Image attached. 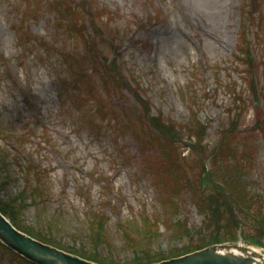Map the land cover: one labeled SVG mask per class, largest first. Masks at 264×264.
I'll list each match as a JSON object with an SVG mask.
<instances>
[{
  "label": "rangeland",
  "instance_id": "obj_1",
  "mask_svg": "<svg viewBox=\"0 0 264 264\" xmlns=\"http://www.w3.org/2000/svg\"><path fill=\"white\" fill-rule=\"evenodd\" d=\"M66 1L77 14L71 20L77 16L88 31L92 58L45 1L0 0V149L12 167L0 203L6 210L9 200L16 204L17 225L47 233L65 249L97 253L87 242L86 220L108 223L111 247L102 245L99 253L120 262L133 251L124 246L118 224L140 219L143 211L160 222L179 214L192 243L199 235L225 234L223 225L253 233L249 220L239 223L240 206L224 184L245 185L259 197L264 216V0H256L257 8L254 0ZM70 56L80 57L88 72L114 59L129 86L108 87V94L97 74L90 79L84 70L69 72L64 62ZM137 98L148 120L138 114ZM194 116L205 127L199 134L203 149L183 151L180 142L185 180L168 210L160 195L166 191L158 180L166 171L152 117L171 120L182 137ZM6 135L20 137V155ZM30 166L41 171L43 198L33 201L30 193L23 203L17 197ZM195 192L203 193L202 208L192 201ZM168 227L160 226L153 249L187 245L171 242ZM12 259L3 253L0 264H25Z\"/></svg>",
  "mask_w": 264,
  "mask_h": 264
},
{
  "label": "trees",
  "instance_id": "obj_2",
  "mask_svg": "<svg viewBox=\"0 0 264 264\" xmlns=\"http://www.w3.org/2000/svg\"><path fill=\"white\" fill-rule=\"evenodd\" d=\"M46 2V7L51 8L53 11H58L59 13V18L58 20L63 23L64 27V32H69L72 36V38L75 40L76 43L80 44L82 51L84 50L87 53H93V48L90 45L89 42V37L86 32H88L81 24L78 23L77 21V16L76 18L72 19L71 14L77 15L76 12L74 13V10H71V6L67 3L66 0H43ZM257 1H253L252 4H247V5H256L257 7ZM107 23V22H106ZM104 28H107V26H104ZM91 31L94 32L95 38H98V31L97 29L93 28ZM114 33L113 30L108 31V37L112 36ZM119 35V34H118ZM36 44H42L40 41L36 40ZM43 45V44H42ZM90 53V58H92V54ZM61 57H63L61 55ZM75 56H70L67 59L65 58V65L69 67V72H76L84 70L85 72L90 75V79L94 74H97L100 76V81H101V87L104 89L108 94L110 92L107 90L108 87L114 89V88H121L123 83L127 82L126 80L123 81L121 78V75L119 73V70L116 63L114 62V59H112L109 62H104L102 63V67L98 68L96 71H94V68L91 69L89 72L87 69L82 65L79 64V59L74 60ZM77 57V56H76ZM78 58V57H77ZM248 65L252 64V61L248 60L247 61ZM250 74V71H249ZM81 78L84 77L86 79V76L82 73L77 74ZM80 83V82H79ZM86 83V82H85ZM90 94V91H89ZM137 104L140 107V111H138V114L143 117V119H149L148 117V112H145V110L141 111V109L144 108V106L141 104L140 100L137 98ZM153 119V126L157 128L159 138H160V145L161 146V152L162 156L164 159L163 163V169L166 171V174L161 177V180H158L159 184L161 187L164 189L163 194L161 193L160 195H164V200L165 204H168V210H171L174 208L175 204H173L174 201V195L177 194L179 191L180 186L184 185V171L182 170V160H181V152L180 150V142L183 145H188L190 148H192L191 152H197L195 149L196 147L202 148L200 145V133H203L204 131V126L201 125L200 121H198L197 117L194 116L190 121L185 124V128L189 130V132L186 134V136H179V127L175 125L174 122L171 120L168 122L166 119L163 118H155L152 117ZM85 120L90 122V116H86ZM232 132L230 129L227 132L230 133ZM225 133V132H224ZM190 134V137H187ZM193 136L197 137L194 139V144L191 143ZM222 138L225 137L224 135H221ZM11 140L14 138L9 137ZM189 143H187V142ZM181 146V147H182ZM203 149V148H202ZM217 152L213 155L216 156ZM221 154V152H220ZM223 156L227 157L229 156V150L228 148L226 151L222 154ZM148 162V161H147ZM230 163V162H229ZM238 163V162H237ZM235 163L233 166L238 167V164ZM11 163L9 161V156L7 155V151L1 150L0 149V187H3L7 183L8 175L11 173ZM228 167V166H227ZM150 168L154 170L155 164H150ZM210 172V171H209ZM25 177H26V183L27 185L25 188H23L17 197V199L23 200V203L28 200L32 199L33 201H37L41 195V189L39 188V185L37 184L38 179L40 178L38 174L36 173L35 169L33 166H30L27 172H25ZM157 177V175H156ZM164 177V178H163ZM31 183V184H30ZM214 183V182H213ZM30 184V185H29ZM158 184V185H159ZM226 187V194L234 197L236 201H238V204H242L243 207H245L249 212H253L254 217H251L250 215H247L245 212L238 211L241 214V219L239 223L244 224L243 222L245 220H249L251 223V226L253 225V233H245V238L251 242L255 243L258 245H263L264 244V218L261 216V205H260V200L256 195L249 194L247 193L246 186L241 184L240 182L238 183L235 180H230V182L227 184H224ZM199 192L198 190H196ZM194 193L193 197V202L199 207L202 208L204 206V201L202 199L203 193ZM31 193V195H30ZM26 195H30V197L27 199ZM216 197L215 195H211L210 200L213 201V197ZM21 197V198H20ZM16 202V201H15ZM7 204V209L5 208L4 205L0 203V211L3 212L7 217H10V220L17 225V218L15 215H13L14 211L17 212V208L15 205L10 202H6ZM218 204V203H217ZM220 207V204L215 206V209H218ZM222 208H224V211L226 209V206L223 205ZM201 212V211H200ZM170 215H166L164 220L160 222L157 216L153 215L150 217H147L145 215H142L141 220L139 222H134L132 226L138 227L144 230L148 231L147 235H144L142 233L131 234L125 227H120L122 229V236L125 237L126 239V244L124 242V246L126 248H129L130 250L133 251L132 258L128 260H124L127 262H122L123 264H144L148 262H154V261H160L165 259L166 257L169 256H177L181 255L184 253H187V251H193L197 250L198 248H201L203 246L209 245V243H216L220 241H231L235 240L237 238V225L235 224H230L228 225H223V231L225 234H219V232H213L210 233L209 239H207L206 236L199 235L198 240L194 243L189 241V238L191 237L189 233H191V229L187 224H185V219H183L179 214L173 215L169 218ZM106 220V218H105ZM107 221V220H106ZM101 222V221H100ZM108 222V221H107ZM168 222L169 227L167 228L168 231L170 232L169 237L171 239H177L179 240H188L187 245H184L183 247H169L167 250H161V249H152V242L154 241L155 233L159 231L160 226H163V223ZM89 225V230L88 235H87V242L88 244L92 247V245L95 247L97 253L94 252H88L85 253L84 251H79L77 250L76 253H79L85 258H90L91 260L99 263H106V264H121V262H118L113 259H108L104 257L99 251L101 249L102 245H105L107 249H110L111 247V240H109L108 232H107V223H98V225L95 226V223L90 222ZM91 225H94L92 227ZM19 230H22L23 232L27 233L31 237L33 236L37 240L41 242H46L51 245H56L57 243L51 242L50 236L47 235V233H42L38 230H30L26 226H18ZM151 228V229H150ZM240 228V227H239ZM235 231V232H234ZM174 232V234H172ZM192 243V245L189 246V244ZM91 250H93L91 248ZM5 248L3 245L0 244V252H5ZM1 254V253H0ZM16 260H21L19 262L24 263V259L13 255ZM14 261V260H13ZM25 264H30L29 262L25 261Z\"/></svg>",
  "mask_w": 264,
  "mask_h": 264
},
{
  "label": "water",
  "instance_id": "obj_3",
  "mask_svg": "<svg viewBox=\"0 0 264 264\" xmlns=\"http://www.w3.org/2000/svg\"><path fill=\"white\" fill-rule=\"evenodd\" d=\"M0 240L18 254L37 264H93L19 233L1 214ZM252 251L251 247L237 243L210 245L183 256L152 264H264L263 260L255 257L261 256Z\"/></svg>",
  "mask_w": 264,
  "mask_h": 264
},
{
  "label": "bare ground",
  "instance_id": "obj_4",
  "mask_svg": "<svg viewBox=\"0 0 264 264\" xmlns=\"http://www.w3.org/2000/svg\"><path fill=\"white\" fill-rule=\"evenodd\" d=\"M255 249V248H254ZM255 251L261 256L260 259L261 260H264V252L258 250V249H255ZM258 257V256H257Z\"/></svg>",
  "mask_w": 264,
  "mask_h": 264
}]
</instances>
